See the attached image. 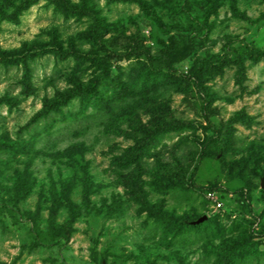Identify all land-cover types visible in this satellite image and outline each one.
Wrapping results in <instances>:
<instances>
[{
    "label": "rangeland",
    "instance_id": "obj_1",
    "mask_svg": "<svg viewBox=\"0 0 264 264\" xmlns=\"http://www.w3.org/2000/svg\"><path fill=\"white\" fill-rule=\"evenodd\" d=\"M262 178L264 0H0V264H264Z\"/></svg>",
    "mask_w": 264,
    "mask_h": 264
},
{
    "label": "trees",
    "instance_id": "obj_2",
    "mask_svg": "<svg viewBox=\"0 0 264 264\" xmlns=\"http://www.w3.org/2000/svg\"><path fill=\"white\" fill-rule=\"evenodd\" d=\"M211 62H213V60H208L207 58H199L195 66H197L198 70H201L204 66L208 65ZM114 91L116 92V89ZM132 91L133 90L131 89V87H123L122 89H120V92H123L124 95H128V96L132 94ZM59 107L60 106L58 105L57 108ZM49 109H54V105L52 106V103L44 102L43 109L37 113L38 116L42 117L43 115H46ZM196 169H197V165L195 166L193 173H195ZM208 192H212V190H208ZM194 221L195 220L175 223L174 225L178 229L177 234L181 233L180 231L183 229V227L199 228L201 226V224L194 223Z\"/></svg>",
    "mask_w": 264,
    "mask_h": 264
},
{
    "label": "water",
    "instance_id": "obj_3",
    "mask_svg": "<svg viewBox=\"0 0 264 264\" xmlns=\"http://www.w3.org/2000/svg\"><path fill=\"white\" fill-rule=\"evenodd\" d=\"M261 186H262V188H264V178H262ZM205 218H206L205 216H202V217H200L199 219L195 220L194 223H200V222H202L203 220H205Z\"/></svg>",
    "mask_w": 264,
    "mask_h": 264
},
{
    "label": "built area",
    "instance_id": "obj_4",
    "mask_svg": "<svg viewBox=\"0 0 264 264\" xmlns=\"http://www.w3.org/2000/svg\"><path fill=\"white\" fill-rule=\"evenodd\" d=\"M212 196V192H208V197ZM216 207H221V202L217 201L216 202Z\"/></svg>",
    "mask_w": 264,
    "mask_h": 264
}]
</instances>
